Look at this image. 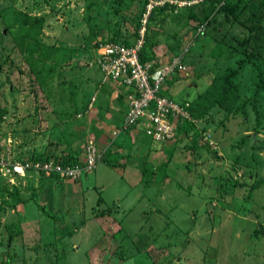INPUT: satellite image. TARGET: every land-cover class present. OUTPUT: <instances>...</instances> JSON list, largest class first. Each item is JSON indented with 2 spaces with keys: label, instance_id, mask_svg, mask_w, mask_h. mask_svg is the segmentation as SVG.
<instances>
[{
  "label": "rangeland",
  "instance_id": "374dc122",
  "mask_svg": "<svg viewBox=\"0 0 264 264\" xmlns=\"http://www.w3.org/2000/svg\"><path fill=\"white\" fill-rule=\"evenodd\" d=\"M259 1L244 0L235 15L215 13L198 35L192 16L200 19L211 0L155 7L146 23L152 52H183L184 69L165 77L166 95L200 113L194 129L211 144L193 155L191 131L157 145L138 124L115 138V165L99 160L76 180L13 177L0 167V264H264V90L252 85L263 39L233 78L236 92L214 101L221 76L250 49L243 21L251 12L264 17ZM141 8V0H0V158L36 159L18 121L38 103L39 65L16 48L13 24L43 18L36 39L60 47L51 80L66 81L64 95L70 82L85 96L94 45L134 38ZM145 166L153 169L148 182L140 179Z\"/></svg>",
  "mask_w": 264,
  "mask_h": 264
},
{
  "label": "built area",
  "instance_id": "2783aa9c",
  "mask_svg": "<svg viewBox=\"0 0 264 264\" xmlns=\"http://www.w3.org/2000/svg\"><path fill=\"white\" fill-rule=\"evenodd\" d=\"M202 0H146L139 19L136 37L132 44L125 45L115 41H104L94 49L86 64L99 72V84L112 82L127 88L126 109L120 126L111 132L115 137L128 127L140 124L146 135L156 142H168L175 138L176 126L182 121L193 122L186 109L162 93L165 77L175 70H183L182 53L173 55L168 62L153 66L150 61L140 60V50L146 33V23L151 10L165 3L176 7L191 5ZM203 26L198 27L202 31ZM95 97V93L92 95ZM100 158V151L91 138L83 147L80 164H61L52 159H33L28 163L13 160L6 162L0 158V167L5 173L24 177L27 171L58 179L76 180L92 170Z\"/></svg>",
  "mask_w": 264,
  "mask_h": 264
},
{
  "label": "crops",
  "instance_id": "0c3cea01",
  "mask_svg": "<svg viewBox=\"0 0 264 264\" xmlns=\"http://www.w3.org/2000/svg\"><path fill=\"white\" fill-rule=\"evenodd\" d=\"M55 46L58 45L55 44ZM153 54L161 61L165 60L167 56L161 59L162 56L157 52L154 51ZM87 67L90 68V71L93 70L94 77L90 73L89 75L82 74L84 76L82 80L86 82L87 86L84 89L85 96H82L83 93H80L81 96L78 95L76 93L77 85L70 82L71 89H68L66 95L53 80H50L47 85L39 84L37 86L40 94L38 103L34 102L32 108L26 110L20 117L22 119L18 121V130L24 135L23 148L34 158L59 160L75 156L82 160L83 147L88 138L94 141L98 150L104 151L108 146L113 151L119 140H115V138L119 134H122L124 138L129 135L130 129L121 131L115 137L111 135V132L120 126L124 115L127 88L112 82L98 85L99 78L95 75V72L98 71L95 68ZM55 72L56 69L52 73ZM64 85L66 86V81H64ZM164 85L163 83L162 93L166 94ZM94 93L96 94L92 100ZM167 97L169 96L167 95ZM136 128H141V125ZM113 141L115 143H112ZM152 142L157 145L162 143L153 140ZM208 144H211L210 141ZM197 151L194 149L190 153L198 155ZM217 154L221 155L218 151ZM195 162H198L197 159ZM21 182L23 184V180Z\"/></svg>",
  "mask_w": 264,
  "mask_h": 264
},
{
  "label": "trees",
  "instance_id": "16d2710c",
  "mask_svg": "<svg viewBox=\"0 0 264 264\" xmlns=\"http://www.w3.org/2000/svg\"><path fill=\"white\" fill-rule=\"evenodd\" d=\"M244 0H234L232 4H229L230 0H211V6L208 8L207 4L205 7H207L206 12L200 17V19L196 18L195 16H192V18L196 21L197 27H199L202 24L209 23L210 19L215 15L217 12H223L225 15L228 13L231 15H235V13L239 10L240 4ZM146 0H141V6L142 8L138 12L139 19L141 17V14L144 10ZM196 4V3H195ZM264 0H260L258 5H257V10H260L261 8H264ZM192 5V4H191ZM190 6V5H187ZM157 6L156 8H158ZM162 8V7H161ZM155 7L151 10L148 20L151 17V13ZM264 14V12H263ZM138 19V20H139ZM43 22V18L37 17L34 18V21L27 23L25 26L20 27V23L16 24L14 23L13 26L15 29H19V36L17 38V41L15 43V46L19 51L23 52L26 54V57H32L35 54V59L38 61L39 67L35 71V77L37 79V83L41 85H47L49 84V81L51 80V73L53 72L54 69L59 70V68L55 67V64H51L55 58L57 51H60V47H56L55 45L54 48L52 45L48 49L47 47H41V44L39 41L36 39V35L39 33L41 25ZM22 23V22H21ZM243 25H246V30H247V39L249 40V43H247L250 46V49L245 52L243 58L238 59L236 61V66L234 67H229L227 72H225L221 76V83L218 85L217 88V97L214 98V101L222 105L223 102H226L229 97L233 95L238 86L236 82L233 81V78L238 74V72L241 70L242 65L244 62H251L253 60V57H257L260 49L262 48V42L261 40H264V17L258 13V12H251L250 15L243 21ZM139 26V21L137 23V28ZM147 26V25H146ZM136 31H134V38L136 37ZM202 31H197L196 35H198ZM36 34V35H35ZM134 38H126L120 41H116L115 39H109L106 41H115L119 42L125 45H130L132 44ZM154 39V38H153ZM152 38H148L147 35V28H146V33L144 35V41L140 50V60L141 61H150L152 62L153 66H160L166 62L169 61L170 59V54L168 53L166 56V62L158 60L156 56L152 52V47L154 45V40ZM104 42V41H101ZM98 42L94 47H96L99 43ZM47 46V45H45ZM171 49L169 48V51ZM51 55H50V53ZM49 56H51L49 58ZM49 58V59H48ZM48 60V65H44L45 63L47 64ZM261 64L263 67H261L258 64L252 63L254 69H255V74L254 78L252 80V85H254V93H258L261 90H264V60L261 61ZM32 65V63H30ZM57 84L60 87L64 86V79L62 78L57 82ZM165 94V93H164ZM206 95H210L211 91H207L205 93ZM166 95V94H165ZM167 96V95H166ZM179 104H181L186 111L189 113L190 117L192 119H196L200 117V113L198 111H195L192 106H186L182 102L178 101ZM3 113V110L0 108V114ZM132 127V126H131ZM130 127H128L125 130H128ZM194 125L192 121L189 120H184L180 125L176 126V134L181 133V134H186L185 136H188L187 132L191 131L192 136H190V145L189 147V152L194 150V149H199L200 147H205L208 145L207 140H203L202 137H200V134L198 130L194 129ZM189 137V136H188ZM176 140V138H174ZM173 139V140H174ZM203 140V141H202ZM172 141V140H171ZM100 151V150H99ZM112 153V150L107 146L104 151H100V158L99 160H104L106 164L109 165H115V159L110 158V154ZM43 159H49V158H43ZM30 160V159H29ZM55 161H58L61 164H80L82 160L79 157H67L63 159H52ZM145 166V169H141V180L147 182L148 180L150 181L149 176H152L153 169L150 167ZM149 170V172H147ZM148 174V175H146ZM146 178V179H145ZM17 192V189H13L12 191L9 192V195L15 196ZM6 198V197H5ZM4 211L3 207L0 206V212ZM97 216V215H95ZM261 229V234L264 237V226H260Z\"/></svg>",
  "mask_w": 264,
  "mask_h": 264
}]
</instances>
